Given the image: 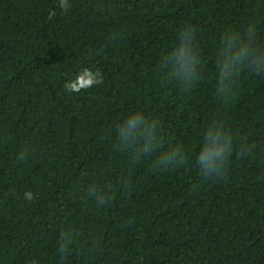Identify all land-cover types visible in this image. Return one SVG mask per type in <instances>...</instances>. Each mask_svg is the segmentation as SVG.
Masks as SVG:
<instances>
[{
	"label": "trees",
	"instance_id": "16d2710c",
	"mask_svg": "<svg viewBox=\"0 0 264 264\" xmlns=\"http://www.w3.org/2000/svg\"><path fill=\"white\" fill-rule=\"evenodd\" d=\"M68 2L0 0V264H264V73L242 67L227 97L216 92L226 31L252 27L264 48V0ZM188 26L200 79L183 91L161 59ZM86 67L103 84L67 92ZM132 112L186 163L117 150ZM214 123L233 152L223 178H204L196 156ZM61 231L73 236L63 260Z\"/></svg>",
	"mask_w": 264,
	"mask_h": 264
},
{
	"label": "clouds",
	"instance_id": "9594fccd",
	"mask_svg": "<svg viewBox=\"0 0 264 264\" xmlns=\"http://www.w3.org/2000/svg\"><path fill=\"white\" fill-rule=\"evenodd\" d=\"M70 5L68 0H59V8L67 12ZM56 15L49 12V19ZM195 30L188 26L179 32V44L161 59V68L168 78L182 85L183 91H189L200 79V58L193 51L192 41ZM254 29L249 27L241 36L234 32H225L218 50V77L216 92L221 97H227L232 91V85L242 67L249 68L253 73H264V48L253 47ZM103 84V76L99 71L83 68L74 78L67 81L63 87L69 93H81L82 90ZM159 125L156 121H149L141 112L129 113L116 127L115 148L127 151L131 161L135 163L144 156L160 152L163 146L162 136H158ZM244 146H241V151ZM233 152V136L230 131L223 130L222 126L211 124L205 130L202 147L196 156V163L204 178H223L228 168V160ZM27 156V149L19 155L20 160ZM186 163L185 154L181 146L176 145L160 152L155 159V167L161 169L175 168ZM25 199L31 201L33 193L25 192ZM95 196L97 202L103 205L106 202L105 194L91 187L89 196ZM72 232L61 231L58 249L61 259L66 258L68 246L72 243Z\"/></svg>",
	"mask_w": 264,
	"mask_h": 264
}]
</instances>
